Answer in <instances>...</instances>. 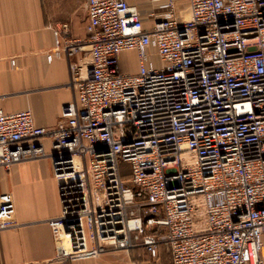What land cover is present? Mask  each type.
<instances>
[{
  "label": "built area",
  "instance_id": "obj_1",
  "mask_svg": "<svg viewBox=\"0 0 264 264\" xmlns=\"http://www.w3.org/2000/svg\"><path fill=\"white\" fill-rule=\"evenodd\" d=\"M186 1L181 20L176 0H153L146 28L126 0H83L56 127L0 110V166L52 161L59 257L164 246L172 264H264V0ZM15 225L2 193L0 231Z\"/></svg>",
  "mask_w": 264,
  "mask_h": 264
},
{
  "label": "crops",
  "instance_id": "obj_2",
  "mask_svg": "<svg viewBox=\"0 0 264 264\" xmlns=\"http://www.w3.org/2000/svg\"><path fill=\"white\" fill-rule=\"evenodd\" d=\"M126 1L141 11L144 27L151 26L148 13L153 0ZM86 23L83 0H0V110H29L36 126L56 127L61 107L73 98L70 63L78 58H67L63 44L84 40ZM63 25L69 28L67 37L59 32ZM127 55L135 59V73L134 52L122 53L120 61ZM44 142L49 145V138ZM2 193L13 197L16 225L0 231V264H122L90 255L60 259L47 222L60 214L57 181L48 158L0 166ZM130 257L129 264H172L163 246L153 254L136 246Z\"/></svg>",
  "mask_w": 264,
  "mask_h": 264
},
{
  "label": "rangeland",
  "instance_id": "obj_3",
  "mask_svg": "<svg viewBox=\"0 0 264 264\" xmlns=\"http://www.w3.org/2000/svg\"><path fill=\"white\" fill-rule=\"evenodd\" d=\"M176 13H177V17L179 19H184L187 16V12H188V3L186 0H177L176 1ZM121 71L123 73L126 74H132L135 70H136V62L133 56H125L123 58V61L120 65ZM44 147L45 150L47 152L50 151V144L48 145V143L44 142ZM44 159V158H43ZM48 159L50 160V164H51V169H52V161L51 159L48 157ZM120 169L122 171V175L123 177H128L130 175V165L128 163L125 162H120ZM160 247V246H159ZM164 247V246H163ZM131 249L128 251H109L106 252L104 254H100L98 256H95L97 259H104V260H108V261H114V260H121L122 264H129L130 260H131ZM89 255H81V256H69V257H60V259L62 261H73V260H78L81 258H85ZM93 256V255H90Z\"/></svg>",
  "mask_w": 264,
  "mask_h": 264
},
{
  "label": "bare ground",
  "instance_id": "obj_4",
  "mask_svg": "<svg viewBox=\"0 0 264 264\" xmlns=\"http://www.w3.org/2000/svg\"><path fill=\"white\" fill-rule=\"evenodd\" d=\"M63 248L65 249V251H66L67 254H68V253H69V249H68V243H67V241L64 242V244H63Z\"/></svg>",
  "mask_w": 264,
  "mask_h": 264
}]
</instances>
